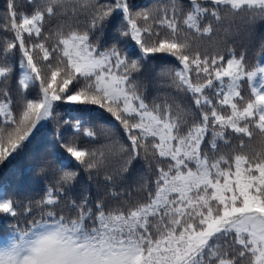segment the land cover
Wrapping results in <instances>:
<instances>
[{
	"label": "snow or ice",
	"instance_id": "obj_1",
	"mask_svg": "<svg viewBox=\"0 0 264 264\" xmlns=\"http://www.w3.org/2000/svg\"><path fill=\"white\" fill-rule=\"evenodd\" d=\"M225 21L250 31L264 0H6L0 171L56 141L38 197L0 192V264H264V44L215 46ZM157 59L173 91L149 96Z\"/></svg>",
	"mask_w": 264,
	"mask_h": 264
},
{
	"label": "trees",
	"instance_id": "obj_2",
	"mask_svg": "<svg viewBox=\"0 0 264 264\" xmlns=\"http://www.w3.org/2000/svg\"><path fill=\"white\" fill-rule=\"evenodd\" d=\"M154 0H137V3L150 6ZM187 3V0H184ZM6 0H0V14L5 10ZM228 22L225 21L221 30L216 33L214 45L224 49L227 46H232L239 52L242 49L247 50V58L249 61L254 62L256 54L261 51L262 44H264V21L258 22L250 31L231 29L226 32L224 29L228 28ZM203 47H208L212 50V45H209L208 41H204ZM170 63L167 59H157L147 69L146 81L148 84V95L153 96L155 94L172 92V89L164 88L158 83L161 79L157 76V73L162 68L170 67ZM174 94V93H173ZM65 106H61L59 120L65 119L68 114L64 111ZM74 115L84 116L92 115L85 113H75ZM103 123V121H100ZM67 126H63L60 130L65 131ZM99 131V129H98ZM56 125L54 123H47L45 127L39 128L34 132V139L29 145L26 153L15 160L11 165L0 171V192L7 191L9 196H15L17 199L25 200L28 198L38 197L42 188V182L39 176H37L34 164L36 158L43 154L46 149L53 146L56 141ZM81 184L88 186L89 190L95 195V185L89 181L87 177L81 176ZM132 184V179L127 182ZM81 188L78 186L77 191ZM15 221L12 218H0V241H4L11 238L12 226ZM23 224V219H21Z\"/></svg>",
	"mask_w": 264,
	"mask_h": 264
}]
</instances>
